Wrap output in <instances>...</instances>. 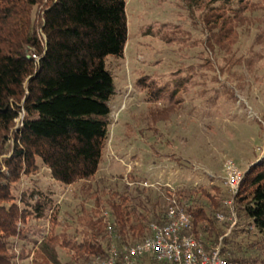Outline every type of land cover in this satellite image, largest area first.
Wrapping results in <instances>:
<instances>
[{
	"label": "trees",
	"instance_id": "1",
	"mask_svg": "<svg viewBox=\"0 0 264 264\" xmlns=\"http://www.w3.org/2000/svg\"><path fill=\"white\" fill-rule=\"evenodd\" d=\"M199 3L202 46L231 55L241 35L250 34L257 3L190 4ZM248 10H253L249 16ZM262 36L258 32V42ZM128 40L127 0H0V264H25L31 256L28 264H90L107 257L113 243L123 246L149 236L151 223L165 221L173 196L191 216V232L207 246L222 242L229 260L264 264V253L257 251L264 247V151L245 171L234 198L246 228L218 217L231 215L224 184L174 186L158 193L139 182L120 188L98 177L117 91L109 57L124 58ZM192 73L199 72L181 67L164 83L139 77L137 85L156 106L153 123L169 120L186 102L189 88L202 85ZM42 167L64 187L77 184L81 202L75 213L63 218L54 191L37 181L18 193L23 177ZM240 231L258 238L241 241ZM60 249L69 255L64 263ZM138 264L171 263L148 256Z\"/></svg>",
	"mask_w": 264,
	"mask_h": 264
},
{
	"label": "rangeland",
	"instance_id": "2",
	"mask_svg": "<svg viewBox=\"0 0 264 264\" xmlns=\"http://www.w3.org/2000/svg\"><path fill=\"white\" fill-rule=\"evenodd\" d=\"M251 1L258 8L253 13L257 18L253 20L250 34L241 35L231 55L225 56L209 52L201 44L204 35L200 3L196 7L190 4L192 0H127L129 40L125 56L109 57L117 91L112 100L111 137L99 178L109 184L118 182L120 188L128 182H159L149 186L158 193L164 191L165 184L223 186L220 177L227 159H233L246 171L261 157L264 151V0ZM252 11L246 14L249 16ZM258 32L263 33L259 42ZM186 66L198 70V74L192 75L202 85L189 88L186 102L169 120L153 123L150 113L156 106L152 105L149 93L137 85V80L149 75L146 77L152 76L164 83L174 80L172 73ZM150 126L156 131L148 130ZM34 181L54 191L63 218L79 208L81 197L77 184L64 187L46 167L34 176L23 177L16 190L19 193ZM236 218L240 227H247L242 219ZM250 237L240 231L238 239L249 242L258 238ZM259 247L257 251L264 253V247ZM59 251L63 263L69 260L65 250Z\"/></svg>",
	"mask_w": 264,
	"mask_h": 264
},
{
	"label": "built area",
	"instance_id": "3",
	"mask_svg": "<svg viewBox=\"0 0 264 264\" xmlns=\"http://www.w3.org/2000/svg\"><path fill=\"white\" fill-rule=\"evenodd\" d=\"M223 171L224 174L220 178L229 193L224 200V205L230 208L231 215L226 216L220 213L218 217L222 220H232L233 227L237 223L234 198L240 190L245 171L233 159L225 161ZM143 184L154 187L159 182L149 184L145 181ZM164 186L163 190L174 189L171 184ZM170 203L165 221L151 223L149 236L123 246L113 243L107 257H97L90 264H138L141 258L148 256L158 262L171 264H243L222 255V242L216 246H207L204 238L197 237L191 232L193 223L185 207L179 204L174 196Z\"/></svg>",
	"mask_w": 264,
	"mask_h": 264
}]
</instances>
